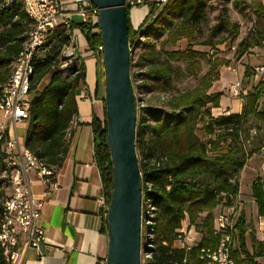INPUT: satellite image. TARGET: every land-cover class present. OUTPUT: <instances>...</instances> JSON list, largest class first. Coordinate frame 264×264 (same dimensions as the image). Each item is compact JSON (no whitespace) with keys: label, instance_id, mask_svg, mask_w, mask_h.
Segmentation results:
<instances>
[{"label":"trees","instance_id":"16d2710c","mask_svg":"<svg viewBox=\"0 0 264 264\" xmlns=\"http://www.w3.org/2000/svg\"><path fill=\"white\" fill-rule=\"evenodd\" d=\"M128 1L125 0L128 43L130 49L135 43H141L137 64L142 70L139 73L140 85L145 90L154 86L167 90L168 81L173 76L196 77L202 60L208 64L207 71L194 86L169 96L165 108L139 106L134 87L136 75L131 72L137 112L136 147L144 201L143 218L151 221V236L146 239L150 246L143 245L148 257H142V264H181L184 261L185 264H202L198 258L199 247L213 246L218 239L213 229L217 207L234 203L240 170L248 158L264 145V80L259 79L245 93L239 94L242 98L239 113L214 115L212 109L219 107L223 93L209 89L219 78V67L228 65L229 61L212 57L195 49L194 45L216 46L221 42L213 38L216 29L225 30L224 40L233 42L239 34V23L221 17L207 36L198 42V25L205 19L211 0H166L163 3L141 0L147 5L148 12L137 28L130 25L131 5ZM220 1L226 3L229 0ZM233 3L238 6V1ZM252 5L257 13V27L249 41L239 42V54L264 44V4L254 0ZM30 25L31 20L20 0L0 9V90L10 75L11 63L21 49ZM146 25L149 26L147 33L139 41L138 35ZM73 27L83 33L87 50L98 53L104 78L99 26L91 15L85 21L72 20L69 27L57 25L49 31L44 46L32 62L23 144L53 167L59 165L66 155L65 134L77 114L76 93L84 83V67L79 56L62 66L66 57L61 50L67 45ZM163 29H166V35L156 46L152 36ZM181 38L187 42L184 48H166L176 45ZM179 61L185 62L184 69L173 64ZM249 74L246 68L243 77ZM44 79L47 82L42 84ZM145 110L157 115L161 112L162 117L147 121L143 117ZM91 127L94 157L109 202L112 164L106 140V118L103 123L92 119ZM4 140H0V168L10 172L7 155L1 148ZM2 181L0 178V186ZM250 188L257 215L264 217V178L256 177ZM1 194L3 191L0 190ZM6 197L0 200V216ZM184 219L200 233L199 240L189 250L173 245L176 231ZM235 226L232 256L242 264H260L256 257L264 255L263 242L256 238L251 223L241 212ZM0 264H6L1 246Z\"/></svg>","mask_w":264,"mask_h":264},{"label":"crops","instance_id":"0c3cea01","mask_svg":"<svg viewBox=\"0 0 264 264\" xmlns=\"http://www.w3.org/2000/svg\"><path fill=\"white\" fill-rule=\"evenodd\" d=\"M146 12L147 9L144 14ZM143 16L135 23L133 15L130 14L131 27L136 28ZM73 21H81L80 16L73 14ZM70 33L75 35L73 48L84 67V83L76 93L77 114L66 130V155L55 167L56 188H49L32 171L27 174L30 191L43 201L39 223L45 238L38 248L27 250L22 264H99L107 253L106 218L97 201L103 186L94 157V135L91 127L92 119L103 123L106 118L104 78L98 53L87 50L83 33L77 27L71 28ZM257 48L260 52L258 54H264V46L252 48L250 51L257 52ZM249 64L253 68L257 67ZM243 67H237L239 78L243 76ZM260 73L254 83L259 79L264 80V71ZM46 82L47 79H44L42 84ZM241 108L240 96L229 99L221 96L219 107L213 108L212 113H239ZM19 125L24 133L26 123ZM17 135L23 142V136L18 133ZM260 151L257 155L259 161L257 157L251 156L238 174L237 201L240 212L251 223L256 238L264 246V217L257 215L255 202L250 196L251 183L258 176L264 178V145ZM247 246L251 251L249 238ZM256 260L264 264V255L256 257Z\"/></svg>","mask_w":264,"mask_h":264},{"label":"built area","instance_id":"2783aa9c","mask_svg":"<svg viewBox=\"0 0 264 264\" xmlns=\"http://www.w3.org/2000/svg\"><path fill=\"white\" fill-rule=\"evenodd\" d=\"M13 1L15 0H1L0 9ZM20 1L27 17L31 20V25L21 49L11 63L10 75L1 85L0 90V140L5 138L1 148L7 155L6 162L10 167L11 177V192L3 202L0 216V246L6 264H22L27 250L38 248L45 238L39 223L43 201L41 197H36L30 191L27 174L30 171L34 172L37 178L51 189L57 186L55 167L46 164L27 149L15 131L16 124L26 123L28 119L29 82L33 58L44 46L49 31L57 25L69 27L73 14L79 15L81 21H85L89 15L97 21V8L89 0ZM157 1L163 3L166 0ZM128 2L134 6L142 1ZM74 40L75 35L69 33L68 43L61 50L62 55L66 57L62 66L71 63L77 57L73 48ZM255 70L264 71V65L255 67ZM238 86L239 84L232 86L235 92L238 91ZM97 201L106 218L109 202L104 191L98 195ZM145 212L149 211L145 210ZM239 214L237 199L232 204L217 207L213 229L218 239L213 246L199 247L198 258L202 264H242L232 256L235 244L233 233ZM146 219L148 218L143 222ZM144 236H151V231H148L147 235L143 234V239ZM198 240L186 241L184 230L180 228L176 231L173 245L189 250ZM99 264H105V258L100 260ZM181 264H185V261Z\"/></svg>","mask_w":264,"mask_h":264},{"label":"water","instance_id":"95a60500","mask_svg":"<svg viewBox=\"0 0 264 264\" xmlns=\"http://www.w3.org/2000/svg\"><path fill=\"white\" fill-rule=\"evenodd\" d=\"M97 8L104 103L112 164L105 264H142L143 196L136 147L137 112L131 80L125 0H89Z\"/></svg>","mask_w":264,"mask_h":264},{"label":"rangeland","instance_id":"374dc122","mask_svg":"<svg viewBox=\"0 0 264 264\" xmlns=\"http://www.w3.org/2000/svg\"><path fill=\"white\" fill-rule=\"evenodd\" d=\"M233 1H238V6L236 7ZM254 0H229L226 3L221 2L220 0H211L209 2V6L207 8L206 17L205 19L199 23L197 29V41H202L207 34L213 29L214 25L218 22L221 17H226L230 21H234L239 23V34L237 38L233 42H229L228 40H224L227 32L225 30L216 29L215 35L213 36L214 39L221 41L220 43L216 44L214 47L205 46L202 44H195L194 48L205 52L206 54L212 57H220L229 61L228 65H223L219 67V78L218 80L212 83L211 88L209 91H222V96L226 99L232 97H238L240 93H245L247 89L250 88L252 84H254L255 79L259 78L261 73L258 70H255L252 65L259 67L262 64L264 65V54H258L257 52H253L247 50L243 54H239L238 52V44L239 42H247L249 41L250 37L253 35L254 30L257 27V13L254 10L252 5ZM262 4H264V0H259ZM139 6L131 5L130 14H132L133 8H141L144 7L147 9V5L143 3H139ZM242 9V11L238 10ZM146 12V14H147ZM143 17H145V15ZM143 20V19H142ZM139 25V24H138ZM136 26V28L138 27ZM148 27H144L143 31L138 35L139 41H142L143 37L146 35ZM166 35V29H163L161 32L155 33L152 36V41L155 43L156 46L159 45V41L162 40ZM185 38H181L178 40L176 45L171 46L168 45L167 49H176V48H184L186 45ZM264 46V44H263ZM141 49V43H135L134 46L131 48L132 56H131V72H133L135 76L134 80V87L135 92L138 97L139 106H152V107H166L164 104L166 103L167 99L170 95L176 94L178 91H182L194 86L197 82L199 77L207 71L208 64L205 60H202V67L196 77H178L173 76L169 79L167 90H160L155 86L152 87L150 90H145L140 85V74L142 70L140 69L139 64H137L138 54ZM256 58H254V57ZM258 58H261L258 60ZM175 66L181 67L184 69L185 62L179 61L173 63ZM238 65L244 66L243 70L247 68L249 74L248 77L239 78V74L237 72ZM262 72V71H261ZM259 75V77L257 76ZM234 84H239L238 91L235 92L232 88ZM143 117L147 121H153L157 118L162 117V113L153 114L148 110L143 111ZM16 131L19 135L23 136V129L19 123L16 125ZM260 148L258 151L253 153L251 156L257 157L260 154ZM250 156V157H251ZM249 157V158H250ZM248 158V159H249ZM259 161V159L257 160ZM0 178L3 179L0 190L3 191V194L0 195V200H2L6 195H9L11 192V182H10V172H8L4 168H0ZM237 199V197H236ZM236 201V200H235ZM150 220L146 219L143 222V234L147 235L148 231H151ZM181 228L184 230L186 241L192 242L196 239H199L200 233L194 228L193 225H188L187 219L182 221ZM148 237L144 236L143 243L144 246H150L149 242L146 240ZM144 259L148 257L147 251L143 254Z\"/></svg>","mask_w":264,"mask_h":264},{"label":"bare ground","instance_id":"6f19581e","mask_svg":"<svg viewBox=\"0 0 264 264\" xmlns=\"http://www.w3.org/2000/svg\"><path fill=\"white\" fill-rule=\"evenodd\" d=\"M145 11H146L145 6L141 7V8H134L133 9L132 15L134 17V22L135 23H137V21L142 18V16L145 13Z\"/></svg>","mask_w":264,"mask_h":264}]
</instances>
